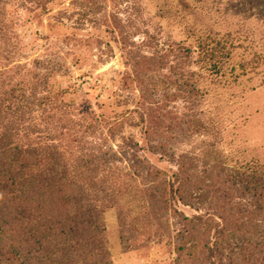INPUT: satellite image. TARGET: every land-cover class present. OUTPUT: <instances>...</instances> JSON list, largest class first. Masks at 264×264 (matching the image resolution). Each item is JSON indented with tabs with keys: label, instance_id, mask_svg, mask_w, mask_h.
<instances>
[{
	"label": "rangeland",
	"instance_id": "374dc122",
	"mask_svg": "<svg viewBox=\"0 0 264 264\" xmlns=\"http://www.w3.org/2000/svg\"><path fill=\"white\" fill-rule=\"evenodd\" d=\"M126 51L167 59L152 61L151 74L138 83ZM15 117L39 130L30 141L19 138V130L23 149L31 143L48 152L52 146L65 180L83 186L97 207L104 203L89 233L94 244L83 243L90 249L88 264H177L178 214H213L206 235L212 242L217 217L228 219L238 203L233 195L225 200L216 183L196 191L206 179H194L187 169L201 171L209 150L219 164H264V0H0V133L15 125ZM162 145L176 158L164 156ZM181 155L186 163L179 171ZM139 161L169 177L182 172L181 195L196 191L206 203L183 205L177 191L159 224L145 214L142 178L133 179ZM125 215L126 223L136 216L131 231L122 225ZM6 234L4 253L12 246ZM31 244L23 243L28 264H59L71 255L62 242L65 251L51 259ZM230 251L226 264H238ZM5 258L1 264L25 261Z\"/></svg>",
	"mask_w": 264,
	"mask_h": 264
},
{
	"label": "trees",
	"instance_id": "16d2710c",
	"mask_svg": "<svg viewBox=\"0 0 264 264\" xmlns=\"http://www.w3.org/2000/svg\"><path fill=\"white\" fill-rule=\"evenodd\" d=\"M157 53L134 55L126 51L125 57L131 60L129 67L132 72H135L136 79L139 78L138 83L142 76L151 74L152 61L167 59L166 56H158ZM173 54L176 56L175 51ZM185 58L190 64L192 60L190 50ZM62 65L61 62L57 63L58 71ZM190 82L191 79L188 78L187 93L190 95L189 98L193 99L191 94L195 85ZM35 97V94L31 96V98ZM42 100L41 98V103ZM15 118H12L10 122L15 125H12L8 131L0 133V258L6 257L4 262H9L12 256L14 258L17 255L25 258L23 243L26 244L30 239L31 249H42L43 253L47 254L46 257L50 256V259L60 250L65 251L62 249L64 247L61 248L58 244L61 245V242L67 244L71 255L67 256L65 253L62 258L66 257V259L59 264H76L79 260H83L86 264L90 252L89 247L86 246L91 242L92 245L94 244L89 233L97 228L100 219L99 209L104 203L97 207V204L92 203L85 195L83 186H77L65 180L66 177L62 173L65 168H58L56 160L59 155L52 146L47 149L48 152H43L44 148L41 152L39 146L31 143L23 149L19 138L30 141L38 129H35L32 124L24 123V119ZM19 130H23L21 137L18 136ZM159 151L168 158H176L163 145L159 147ZM204 153L205 161L202 162L201 171H196L194 167L187 169L188 175L196 173L197 176L194 179H206L203 187H196L195 190L203 192L209 188V184L214 188L213 184L216 183L218 185L216 189L223 192L225 200L230 199L232 195L238 200L237 208L234 213L226 215L228 219L217 217L219 229L212 242H210L212 238L206 240V235L208 236L207 223L212 221L213 214L188 217L179 213L181 229H177L176 233L177 239L181 242V245L177 247L178 251L182 252L179 262L181 264H186V261L195 264H226L227 249L231 247L230 254L235 255V261L238 264H264V164L257 159L250 160L249 163L244 159L239 161L233 159L230 165L224 164L223 161L219 164L218 158L212 159L210 150ZM185 158L182 155L177 158L178 170L184 169ZM95 163L98 167V162ZM135 166L137 167L134 173L136 177L133 179L140 177L144 182L142 192H145V195L141 200L146 199L149 202L148 211L145 214H153V218H156L155 221L159 224H163L162 221L168 211H172L171 202L175 193L179 192V201L189 207L196 206V209H199L206 203V200L203 202L200 200L199 193L196 191L181 195L186 185L182 180V172L169 177L141 161ZM193 181L191 179L189 182ZM181 182H183L182 185ZM175 183L178 186L172 194L168 190H172ZM213 192H215L214 189ZM190 200H193V203H187ZM130 213L131 211H127L126 215H131ZM126 215L122 225L124 228L128 225L131 231L133 222H136V216L128 218L130 221L126 223ZM146 221L147 219L143 224ZM164 225L170 228L168 220L164 222ZM229 227L231 231L227 232ZM248 227L251 230L243 234ZM6 232H10L9 240H12L8 253L2 252L1 249V240L7 236ZM236 232H239L238 235ZM79 233H85L81 235V240H77ZM225 233L231 235L229 240H224ZM203 237L205 242H201ZM236 238L239 239L236 241ZM233 239L235 242H230ZM83 243L86 246H83ZM38 262L40 261H35V264ZM28 263L25 258L23 264Z\"/></svg>",
	"mask_w": 264,
	"mask_h": 264
}]
</instances>
